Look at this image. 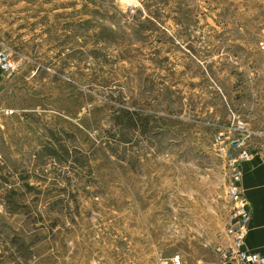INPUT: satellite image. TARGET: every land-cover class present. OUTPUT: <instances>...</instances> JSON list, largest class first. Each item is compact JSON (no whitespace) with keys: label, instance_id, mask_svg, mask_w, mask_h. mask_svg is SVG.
<instances>
[{"label":"rangeland","instance_id":"rangeland-1","mask_svg":"<svg viewBox=\"0 0 264 264\" xmlns=\"http://www.w3.org/2000/svg\"><path fill=\"white\" fill-rule=\"evenodd\" d=\"M261 39L264 0H0V264L219 261Z\"/></svg>","mask_w":264,"mask_h":264},{"label":"built area","instance_id":"built-area-1","mask_svg":"<svg viewBox=\"0 0 264 264\" xmlns=\"http://www.w3.org/2000/svg\"><path fill=\"white\" fill-rule=\"evenodd\" d=\"M259 45L264 49V39L259 41ZM23 64V60L11 57L8 53L0 49V72L10 75L16 72ZM246 123L238 121L236 129H247ZM230 130V129H229ZM264 134V130L258 131ZM225 130L220 129L214 139V146L221 152L226 153L230 178L227 183L226 191L232 201L231 218L227 232L230 239L228 247L222 249L221 258L213 264H264V255L256 250L246 247V236L251 225L252 210L250 201L245 195L242 187L243 170L242 161L252 157L255 153L262 156L264 160V143L257 150H252L238 142L234 147L239 148L238 153H234L231 147L225 145ZM173 264H181V258L177 254L171 257Z\"/></svg>","mask_w":264,"mask_h":264},{"label":"crops","instance_id":"crops-1","mask_svg":"<svg viewBox=\"0 0 264 264\" xmlns=\"http://www.w3.org/2000/svg\"><path fill=\"white\" fill-rule=\"evenodd\" d=\"M5 75L0 72V82ZM242 187L250 201L252 210L251 225L246 236V247L264 255V160L255 153L242 161ZM232 211V210H231ZM232 221L230 214V222Z\"/></svg>","mask_w":264,"mask_h":264}]
</instances>
